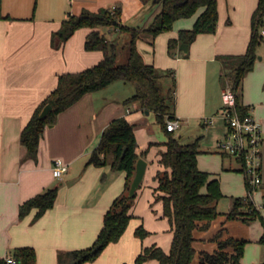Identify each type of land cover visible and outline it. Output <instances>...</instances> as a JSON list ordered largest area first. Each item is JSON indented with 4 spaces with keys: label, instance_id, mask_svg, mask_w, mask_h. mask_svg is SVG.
I'll list each match as a JSON object with an SVG mask.
<instances>
[{
    "label": "crops",
    "instance_id": "crops-1",
    "mask_svg": "<svg viewBox=\"0 0 264 264\" xmlns=\"http://www.w3.org/2000/svg\"><path fill=\"white\" fill-rule=\"evenodd\" d=\"M118 2L122 6L121 22L129 26H147L158 11V7L145 5L142 0H0V258L12 254L16 247L28 246L35 250V264H74L71 252L93 243L105 211L124 190L126 173L112 169L109 164H87V160L102 130L117 117H124L133 124L136 153L146 162L145 172L135 191L130 208L133 216L125 232L118 241L109 243L95 260L82 264H133L143 246L163 245L158 237L165 235V229L171 240L168 220L162 215L161 203L154 202L153 193L154 174L162 167L158 160L164 150L162 143L167 138L160 139V126V130L152 127L151 111L147 113L137 101L124 103L135 92L130 82L116 80L99 90L86 92L58 113L55 122L44 127L35 159L25 157L26 148L20 142L22 128L36 106L55 88L58 74L92 66L104 55L102 50L84 47L86 36L92 30L90 27L76 29L58 46L53 45L52 34L68 14H78L82 9L97 11ZM257 2L217 0L216 31L198 34L188 44L186 56L180 45L175 55H171L168 40L176 37L180 29L191 28L196 15L175 20L172 29L157 34L153 43L149 42L148 34H144L147 39L137 40L145 62L160 69L174 70L171 113L179 119V124L173 131L179 130L181 142L198 139V167L209 172L211 178H217L220 188L222 172L204 164V153L208 151L202 146L200 137L205 134H197L192 139L184 136L189 129L200 133L207 127L214 129L218 121L222 122L223 129L217 142L226 134V122L220 115L224 87L219 77L222 64L217 55L245 52ZM120 35L115 30L107 33L111 36L109 39ZM262 58L260 56V60ZM260 60L256 59L253 69L243 78L241 102L260 122L264 137V88H261L264 62ZM254 77H257L255 88L251 85ZM263 143L262 182L256 193L261 203H255L260 212V205L264 206ZM228 156L229 166L221 171H241V163ZM56 159H61L68 167L61 177L52 174ZM243 176L245 181L244 173ZM51 187H57L52 207L38 218H34L35 208L19 217L22 202ZM225 213H221L207 230L194 231L197 250L213 251L216 242L210 238L220 230L222 238L232 235L251 241L230 230L238 219H227ZM140 223L149 232L142 239L134 234ZM162 248L168 250L169 246ZM60 253H63L61 259ZM241 261L244 264V254ZM142 264L158 262L149 259ZM192 264H199L197 257Z\"/></svg>",
    "mask_w": 264,
    "mask_h": 264
},
{
    "label": "trees",
    "instance_id": "trees-1",
    "mask_svg": "<svg viewBox=\"0 0 264 264\" xmlns=\"http://www.w3.org/2000/svg\"><path fill=\"white\" fill-rule=\"evenodd\" d=\"M150 7H158L151 22L145 26H129L121 22L122 6L118 2L115 7H102L97 11L82 9L78 14H68L62 20L60 28L52 34L53 45L62 44L80 27H90L84 47L87 50L99 49L104 55L92 66L75 72H62L57 76L55 88L36 106L27 123L21 130L20 142L25 146L26 158L37 157L38 145L44 127L55 122L58 113L76 102L84 93L99 90L108 84L123 80L130 82L135 89L132 96L124 103L137 101L141 108L151 111L160 128L166 134L160 152L159 164L162 166L154 174L156 181L153 187L154 202L162 205V215L167 218L172 233L168 250L151 244L143 246L136 255L135 262L142 264L149 259L157 260L158 264H192L197 257L199 264H242L244 248L249 241L243 237L228 235L221 237L218 231L210 241L216 242L213 251L197 250L198 239L195 230H207L211 223L221 214L218 201L224 196L217 178H211L209 172L201 170L197 164L199 142H181L173 130H167V119L175 116L171 113L175 75L173 69H160L144 61L137 47V40L148 34L153 43L154 37L163 31L172 29L173 23L179 18L196 15L191 28L180 29L178 35L168 40V52L175 55V49L181 44H190L200 33H213L218 22L217 0H142ZM264 19V0H258L251 16V34L247 48L242 54H219L221 62L220 81L223 86L228 81L235 93V108L240 114L247 113V107L241 102L242 81L244 76L253 69L257 59L256 46L264 39L260 33ZM115 30L129 34L126 42L127 59L117 62L118 46L116 39H109L107 33ZM184 56L187 55L185 51ZM172 78V87L164 91L161 79ZM51 104V109L44 117L39 114L42 108ZM134 126L124 117L112 119L102 130L97 145L92 149L87 164L97 166L109 164L114 170L126 173L124 190L117 195L103 216L102 226L93 243L85 248L71 252L74 264L95 260L102 250L112 242H116L125 232L129 220L133 216L130 208L135 194L130 195L129 189L135 173L138 159L136 153V137ZM242 171V168H241ZM247 194L233 198L227 219H239L250 222L259 219L264 229V216L253 205L250 197V186L245 177ZM57 187H51L38 193L19 206V217H24L35 208L34 218L40 217L52 207ZM264 197V188H263ZM246 207V210H244ZM148 230L140 223L134 230L136 237L142 239ZM259 241H264V231ZM12 254L22 264H35L36 253L28 246L16 247ZM63 253L58 255L59 259ZM0 264H5L0 259Z\"/></svg>",
    "mask_w": 264,
    "mask_h": 264
},
{
    "label": "rangeland",
    "instance_id": "rangeland-1",
    "mask_svg": "<svg viewBox=\"0 0 264 264\" xmlns=\"http://www.w3.org/2000/svg\"><path fill=\"white\" fill-rule=\"evenodd\" d=\"M264 21V19H263ZM108 38H111V36H108ZM143 39H147V36H143ZM129 40V34L128 33H122L121 37L116 40V45L118 46L117 51V62L123 63L127 59V47L126 42ZM256 53H257V59L260 60V56L263 57L260 62H264V39L260 41V43L256 46ZM257 81V77H254L251 80V85L253 88H255V84ZM162 85L164 87V91H166L169 87H172V78L170 76H165L161 79ZM264 83V82H263ZM262 83L261 88H264V84ZM131 85V84H130ZM129 85V86H130ZM256 92V91H255ZM149 120L152 123V127H156L159 129V123L156 120L155 115L152 113L151 116H149ZM168 120V119H167ZM219 123L217 126L213 129H206L204 132H194L193 129H189L188 132H185L184 138H191L195 135L199 134H205L204 137H200V142L202 143V146L207 149L208 152L204 153V164L206 167L209 168H217L220 172H222V187L221 190L222 193H225L226 196L222 197L217 204L218 210L223 213L230 210L233 198L237 196H244L247 194L248 190L246 187V183L243 179V171H237L234 169H227L221 171V168L226 169L229 166L230 157L226 154H224L219 148H218V142L220 135L222 134L223 124L222 122L218 121ZM160 130V129H159ZM175 135L178 136L179 130H176ZM159 137L161 140H164L166 138L165 132L161 129V132L159 134ZM183 137V136H182ZM218 138V139H217ZM264 138V137H263ZM192 139V138H191ZM217 142V143H216ZM223 157V159H222ZM216 161H218V167H215ZM233 161V160H232ZM224 162V163H223ZM263 174H264V143H263ZM259 187L253 191L252 196V202L253 205L255 203H261L260 196H258L257 192L259 191ZM257 193V194H256ZM260 205V204H259ZM257 208V206L255 205ZM261 209V213L264 214V206L263 204L259 207ZM258 209V208H257ZM246 210V207L245 209ZM259 210V209H258ZM260 211V210H259ZM143 217L142 214H139V217ZM145 227V226H144ZM230 230L234 233H241L244 236L251 239V241L247 242L245 246L244 251V264H264V241H259L260 237L263 234V225L261 224L259 219L252 220L250 222H244L242 220H237L234 225L230 226ZM168 229H165V235L162 237L159 236L158 240L163 243V245H160L161 247H168L170 238H168ZM165 244V245H164ZM135 264V262H133Z\"/></svg>",
    "mask_w": 264,
    "mask_h": 264
},
{
    "label": "built area",
    "instance_id": "built-area-1",
    "mask_svg": "<svg viewBox=\"0 0 264 264\" xmlns=\"http://www.w3.org/2000/svg\"><path fill=\"white\" fill-rule=\"evenodd\" d=\"M112 7H115L113 5ZM264 38V27L260 29ZM223 106L220 111L221 117L225 120L227 132L218 142V148L241 163L242 170L250 186V197L253 191L260 187L262 182V143L263 135L260 122L247 112L240 114L235 108L236 97L234 91L227 81L222 89ZM179 119L174 117L168 119L167 130H174L178 127ZM67 165L61 160H54L52 174L61 177L67 170ZM5 264H22L21 260L13 254L1 257Z\"/></svg>",
    "mask_w": 264,
    "mask_h": 264
},
{
    "label": "water",
    "instance_id": "water-1",
    "mask_svg": "<svg viewBox=\"0 0 264 264\" xmlns=\"http://www.w3.org/2000/svg\"><path fill=\"white\" fill-rule=\"evenodd\" d=\"M180 49L187 51L188 44L186 43H181L179 46ZM260 58V57H259ZM51 109V104L47 103L41 110L39 116L44 117L48 114V112ZM148 113V110H146ZM145 167H146V162L142 158H138L135 164V173L132 178L131 184H130V189H129V194L132 196L135 194L136 189L139 187L140 182L143 178L144 172H145Z\"/></svg>",
    "mask_w": 264,
    "mask_h": 264
}]
</instances>
